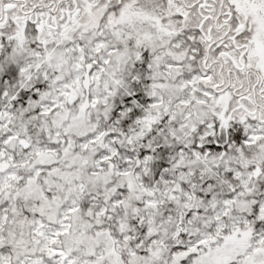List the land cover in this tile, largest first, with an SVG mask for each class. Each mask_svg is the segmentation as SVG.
Here are the masks:
<instances>
[{"label": "snow or ice", "instance_id": "snow-or-ice-1", "mask_svg": "<svg viewBox=\"0 0 264 264\" xmlns=\"http://www.w3.org/2000/svg\"><path fill=\"white\" fill-rule=\"evenodd\" d=\"M0 264H264V0H0Z\"/></svg>", "mask_w": 264, "mask_h": 264}]
</instances>
